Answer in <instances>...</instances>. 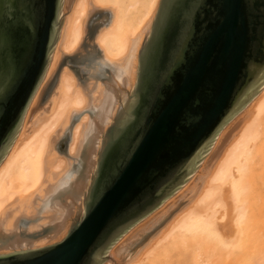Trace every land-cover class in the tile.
I'll return each instance as SVG.
<instances>
[{"label": "bare ground", "instance_id": "1", "mask_svg": "<svg viewBox=\"0 0 264 264\" xmlns=\"http://www.w3.org/2000/svg\"><path fill=\"white\" fill-rule=\"evenodd\" d=\"M160 1L64 0L50 64L0 164V251L47 244L84 214L106 127L132 95ZM209 153L157 214L108 248L120 242L118 264H264V87Z\"/></svg>", "mask_w": 264, "mask_h": 264}, {"label": "water", "instance_id": "2", "mask_svg": "<svg viewBox=\"0 0 264 264\" xmlns=\"http://www.w3.org/2000/svg\"><path fill=\"white\" fill-rule=\"evenodd\" d=\"M63 2L57 0V11L35 23L29 0H0V88L7 91L13 75L27 70L0 123V135L10 129L0 144V164L50 64ZM181 55L183 62L169 74ZM263 87L264 0H161L132 95L105 135L73 250L36 258L32 254L49 245L13 250L0 253V264H100L125 231L190 178L225 125ZM118 164L119 179L97 204L94 192L103 191ZM153 168L164 175L140 195L143 177Z\"/></svg>", "mask_w": 264, "mask_h": 264}, {"label": "snow or ice", "instance_id": "3", "mask_svg": "<svg viewBox=\"0 0 264 264\" xmlns=\"http://www.w3.org/2000/svg\"><path fill=\"white\" fill-rule=\"evenodd\" d=\"M31 3V16L29 17L35 23L42 22L50 13H55L58 9L57 0H29ZM28 22L25 21V26L27 27ZM31 34V31L29 32ZM3 44V38L0 37V45ZM183 62V56H179L175 65L172 69H169V74H174L175 68L179 66L180 63ZM26 71L16 72L11 80L9 81V86L7 91L3 88H0V123H3L5 116L11 111L13 100L20 88L26 79ZM169 78V76H165V81ZM10 135V129L5 131L3 135H0V144H3L7 141ZM127 159H131V157H127ZM123 171V167L121 165H117L114 172L110 173L108 178L105 181L103 191L96 190L93 194V198L97 200V204L101 203L104 197L107 195L109 191H111L112 187L115 185L117 180L120 177V174ZM164 173L160 168L151 169L144 177L141 182V193L143 195L147 191L150 190L152 184L159 179L162 178ZM95 205H93V208ZM80 218H77V224L73 229V233H69V236L65 238L64 241H61L59 245H49L43 251H38L32 254V258H36L39 256H47L52 255L61 251L71 252L73 250V241L72 235L75 231L79 230Z\"/></svg>", "mask_w": 264, "mask_h": 264}, {"label": "rangeland", "instance_id": "4", "mask_svg": "<svg viewBox=\"0 0 264 264\" xmlns=\"http://www.w3.org/2000/svg\"><path fill=\"white\" fill-rule=\"evenodd\" d=\"M69 14V11H67V10H64V21H63V24H64V22H65V18H66V16ZM143 47V46H142ZM142 47H141V50H142ZM140 53H141V51H140ZM140 53H139V58H140ZM138 66H139V60H138ZM137 73H138V71H137ZM136 79H137V75H136ZM135 84H136V80H135ZM112 126V124L111 125H108L107 127H106V129L108 130L110 127ZM106 133H107V131H106ZM210 155V153L208 154V156ZM200 169V167H198V169L196 170L197 171V173L199 172L198 170ZM192 179H188L186 182H190ZM185 182V183H186ZM173 194V193H172ZM263 200H262V202H264V196L262 195V197H261ZM154 212H152V216L151 215H149V216H146L145 218H143L142 220H140V222H137V224H136V226L134 227V228H132L130 231L131 232H128L122 239H126V237H128V236H130L133 232H135L137 229H139V227H141L148 219H147V217L149 218V219H151L150 217H153V215H155V213L157 214L158 213V211L159 210H153ZM83 216V215H82ZM81 218V214H79V212H77V213H74L70 218H69V220H68V222H67V228H66V233L65 234H60L59 236H56L55 238H48L49 240H48V243L46 244V242L44 243V244H42V245H40L39 244V246L37 245V246H35V247H32V248H39L40 246L41 247H43V246H47V245H52V244H55V243H58V242H60V241H62L66 236H67V234H68V232L70 231V229L74 226V224L77 222V218ZM146 219V220H145ZM139 223V224H138ZM63 231H65V230H63ZM128 231V230H127ZM130 234V235H129ZM56 239V240H55ZM122 241V240H121ZM151 241V238H149V239H144L143 241H141V242H139V243H137L133 248H132V253H134V255L136 254V257L139 255V253H141L142 251H143V249H144V247H146L147 245H148V243ZM120 243V242H119ZM119 243H117L113 248H112V250L119 244ZM144 243V244H143ZM136 248V249H135ZM20 250V249H19ZM112 250H110V251H107V253H106V256H105V258H104V260L100 263V264H118V260H117V258H115L114 256H113V254H111V252H112ZM141 252H140V251ZM10 251H13V250H10ZM5 253L6 251H0V253ZM225 263H227L228 264V259L225 261Z\"/></svg>", "mask_w": 264, "mask_h": 264}]
</instances>
